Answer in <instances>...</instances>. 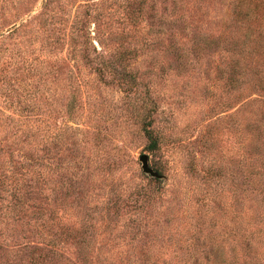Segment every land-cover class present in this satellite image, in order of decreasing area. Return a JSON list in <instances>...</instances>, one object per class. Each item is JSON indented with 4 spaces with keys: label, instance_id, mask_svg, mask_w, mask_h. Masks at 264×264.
I'll return each instance as SVG.
<instances>
[{
    "label": "rangeland",
    "instance_id": "1",
    "mask_svg": "<svg viewBox=\"0 0 264 264\" xmlns=\"http://www.w3.org/2000/svg\"><path fill=\"white\" fill-rule=\"evenodd\" d=\"M0 264H264V0H0Z\"/></svg>",
    "mask_w": 264,
    "mask_h": 264
},
{
    "label": "trees",
    "instance_id": "2",
    "mask_svg": "<svg viewBox=\"0 0 264 264\" xmlns=\"http://www.w3.org/2000/svg\"><path fill=\"white\" fill-rule=\"evenodd\" d=\"M110 67V65H109ZM108 66H104V68L106 70L109 69ZM113 81H117L118 83L120 82H133L134 80L128 76L126 73H122V72H118V71H114V74H113ZM126 84V83H125ZM151 110L148 111V114L150 115V112ZM144 133H145V136L147 138V141H148V146H147V150L150 152V153H155L157 152L159 149V142H158V137H157V133L153 131V129H151V124H150V120L146 121L145 122V125H144ZM156 173L158 171H155ZM158 174V173H157ZM156 182H160L158 179H154Z\"/></svg>",
    "mask_w": 264,
    "mask_h": 264
},
{
    "label": "water",
    "instance_id": "3",
    "mask_svg": "<svg viewBox=\"0 0 264 264\" xmlns=\"http://www.w3.org/2000/svg\"><path fill=\"white\" fill-rule=\"evenodd\" d=\"M139 160L141 162V169L145 174L153 178H160L159 174H157L152 168L149 167L147 156H141Z\"/></svg>",
    "mask_w": 264,
    "mask_h": 264
}]
</instances>
